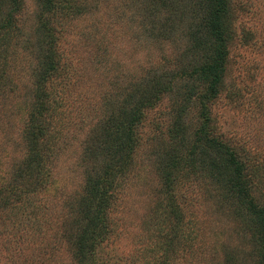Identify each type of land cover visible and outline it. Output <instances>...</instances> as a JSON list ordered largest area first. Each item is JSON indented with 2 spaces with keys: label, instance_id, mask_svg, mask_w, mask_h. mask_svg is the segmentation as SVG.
Wrapping results in <instances>:
<instances>
[{
  "label": "rangeland",
  "instance_id": "1",
  "mask_svg": "<svg viewBox=\"0 0 264 264\" xmlns=\"http://www.w3.org/2000/svg\"><path fill=\"white\" fill-rule=\"evenodd\" d=\"M183 1L0 0V264H264V0L214 95Z\"/></svg>",
  "mask_w": 264,
  "mask_h": 264
},
{
  "label": "trees",
  "instance_id": "2",
  "mask_svg": "<svg viewBox=\"0 0 264 264\" xmlns=\"http://www.w3.org/2000/svg\"><path fill=\"white\" fill-rule=\"evenodd\" d=\"M175 1H181L183 4L189 5L188 1ZM197 1L198 11H202L201 14H203L201 17V24H198L189 32L192 41L195 43V54H200L203 52H206L208 55L210 54L209 57L211 58L208 60L209 62L204 67L200 68L201 71L200 69L198 70L200 71V73L212 77V81L208 88L209 90H212L214 95V93L218 89V86L223 80L226 65L228 63L230 35L228 33V26L225 22V19L227 18L229 12L228 0ZM193 12H195V10ZM198 14L199 12L197 13V15ZM172 24L168 25L170 26V29L172 28ZM171 31H175V29L173 28ZM157 84H159L158 81ZM158 90L159 92L162 91L161 86L158 88ZM144 91H147V89H145ZM200 139L205 140L212 146L218 143L215 137L211 136L209 131H205L204 133L202 132V134H200ZM227 150L228 149L226 148L223 149L226 160L228 162L226 165L223 164L222 158H218L213 154H208L205 162L210 166L216 167L218 170H220V174L222 175H225V173L227 172H234L235 177L232 180L233 188L239 191L241 194H244V196L248 197L250 195V192L249 189L244 185L246 181V167L243 162L239 158H237V155H235L232 151ZM252 198L253 197L251 196V199ZM251 202H253V200H251ZM254 203L255 204L252 205V208L257 212L256 217L258 220V224L261 227V231L264 233V209L257 206L256 202Z\"/></svg>",
  "mask_w": 264,
  "mask_h": 264
}]
</instances>
